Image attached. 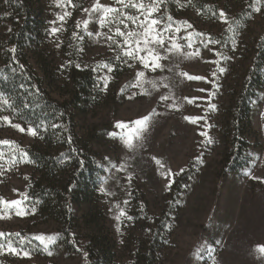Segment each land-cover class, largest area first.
Segmentation results:
<instances>
[{
    "label": "rangeland",
    "instance_id": "rangeland-1",
    "mask_svg": "<svg viewBox=\"0 0 264 264\" xmlns=\"http://www.w3.org/2000/svg\"><path fill=\"white\" fill-rule=\"evenodd\" d=\"M163 1L156 0L157 10L149 18L161 21L150 38L160 31L164 49L171 51L149 45L166 57L158 61L162 68L153 71L139 59L117 60L119 50L107 38L116 24L102 28L98 20L103 14L93 11L97 3L118 9L123 14L118 19L124 20L119 27L128 32L140 31L137 25L145 21L137 9L117 0H41L42 49L62 70L71 65L94 70L97 83L89 121L99 129L111 125L100 141L103 173L98 196L115 243V264H130L139 241L152 238L159 227L160 264H264V252L257 250L264 246V89L251 103L242 167L228 171L223 157L225 109L238 91L244 44L264 31V0L251 25L233 34L215 32L229 15L214 20L184 7L172 18L165 16ZM127 15L138 16L137 24ZM190 22L208 30L194 35L179 26ZM116 39L126 47L123 37ZM139 56L148 54L141 51ZM139 71L145 75L137 83ZM144 116L151 119L127 147L125 137ZM33 129L6 112L0 99V141L14 142L0 143V264H87L85 249H64L54 223H43L28 197L33 169L23 153L34 142ZM13 200L21 203L12 205ZM41 235L55 240L42 243L36 239Z\"/></svg>",
    "mask_w": 264,
    "mask_h": 264
},
{
    "label": "trees",
    "instance_id": "trees-1",
    "mask_svg": "<svg viewBox=\"0 0 264 264\" xmlns=\"http://www.w3.org/2000/svg\"><path fill=\"white\" fill-rule=\"evenodd\" d=\"M259 3L164 0L163 8L165 16L172 18L179 17L184 7L214 20L224 13L229 19L215 32L233 34L251 25ZM41 7V0H0V97L2 102L7 100L6 112L36 132L26 151L33 169L28 197L40 220L54 223L64 249H85L87 264H115V243L98 196L103 173L100 141L111 125L99 129L89 121L97 83L94 70L75 65L62 70L42 49ZM174 24L178 26V21ZM179 26L194 35L208 30L194 22ZM243 51L238 91L225 109L228 133L223 157L231 172L242 167L239 162L249 146L246 130L251 128V103L264 89V31L244 44ZM160 230L139 241L130 264H160Z\"/></svg>",
    "mask_w": 264,
    "mask_h": 264
},
{
    "label": "snow or ice",
    "instance_id": "snow-or-ice-1",
    "mask_svg": "<svg viewBox=\"0 0 264 264\" xmlns=\"http://www.w3.org/2000/svg\"><path fill=\"white\" fill-rule=\"evenodd\" d=\"M118 3H120L122 6L126 7H132L137 9L141 14L145 16V21L140 22L137 26L140 29V31H128L124 32L121 30L119 27L120 24L124 23L123 19H118L121 15H123L118 9L109 7V6H103L97 3L93 9V11H99L103 15L99 18L98 23L100 26L107 27L109 24H116L115 31L113 35L108 36L107 38L112 41L113 44L116 45L117 49L119 50L116 55V59L119 60L121 59V56L128 57L130 59H139L140 62L143 64L144 68H149L151 67L153 71H155L158 68H162V65L158 63L159 60L164 59L166 57H162L159 53L158 49L149 47V45H158L160 49H164V39L162 36V33L160 31H157L154 35L150 34L153 33V28L157 26L158 24L161 23V21L157 19H149L154 11L157 10L155 4L156 0H153V4L151 5H145V3L140 2L137 3L136 0H117ZM87 11V10H86ZM256 11H259V8L256 9ZM221 15H224V13H221ZM128 20H131L134 24H137V21L139 19L138 16H132V15H127L125 17ZM63 19V17H61ZM171 19V17H169ZM85 25H87L88 21H84ZM53 32L57 31L56 29L52 30ZM89 35H92V33H88ZM116 37H123V44L126 47H121V44L117 41ZM143 38V40L141 39ZM172 37H169V40H171ZM143 42V47H141V43ZM133 44L135 47H133ZM190 46V44L188 45ZM165 51H171V49H164ZM141 51H144L148 54V56L141 57L139 56V53ZM151 57V59L148 62H145L148 57ZM109 67V70H111L110 65H104ZM219 71L223 72L224 69L220 68L218 69ZM145 73L143 71L137 72V83H139L140 78L144 77ZM186 75V74H185ZM189 79H201V77H188ZM126 88L128 87L127 85L125 86ZM166 87V85H165ZM2 99V98H0ZM162 100L167 101L169 99L168 96H161ZM4 104H7V100H3ZM214 107V106H213ZM155 114V113H153ZM5 121L8 120V117H3ZM151 119V116H144L141 119H138L134 121V124L136 125L135 128H132L127 136L125 137V144L127 147L131 148L132 147V141L133 137L138 136L139 133L144 129L148 121ZM185 119L190 120L192 122H195L198 117H185ZM19 127V125H17ZM117 127L120 128H127L128 126L123 124V123H118ZM23 130V129H21ZM32 133L35 135V130H31ZM209 142H211L209 140ZM2 144H11L14 142L10 141H0ZM25 157H27V153H23ZM0 158H3V152L0 151ZM157 164L160 163V161H156ZM21 201L18 200H13L11 201L12 205H19ZM21 214V213H18ZM122 215L124 214L123 212L121 213ZM18 235V234H16ZM4 234L0 233V237H3ZM36 239L40 240L42 243L47 239L49 242H52L55 240V237H44V236H37ZM46 246V245H45ZM9 248L11 251L16 252L15 248H11V245H9ZM257 250L260 252H264V246H257ZM51 254V253H49ZM24 255H28L26 252Z\"/></svg>",
    "mask_w": 264,
    "mask_h": 264
}]
</instances>
